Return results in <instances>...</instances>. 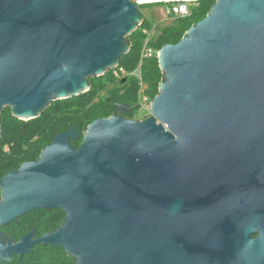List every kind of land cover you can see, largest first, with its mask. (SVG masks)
<instances>
[{"label": "water", "instance_id": "95a60500", "mask_svg": "<svg viewBox=\"0 0 264 264\" xmlns=\"http://www.w3.org/2000/svg\"><path fill=\"white\" fill-rule=\"evenodd\" d=\"M137 7L0 0V136L5 106L37 119L119 67ZM158 59L153 117L98 119L79 148L72 127L2 178L0 226L37 209L66 217L0 243V260L45 245L76 264H264V0H217Z\"/></svg>", "mask_w": 264, "mask_h": 264}, {"label": "trees", "instance_id": "16d2710c", "mask_svg": "<svg viewBox=\"0 0 264 264\" xmlns=\"http://www.w3.org/2000/svg\"><path fill=\"white\" fill-rule=\"evenodd\" d=\"M216 2L217 0H199L190 16L175 19L170 25L161 28L150 40L148 46L155 51H160L166 45L179 43L193 26L207 17ZM163 4L165 5L162 2L147 6ZM152 27V23L145 19L142 29L136 30L128 38L131 50L120 59L119 68L124 69L129 75L135 72L141 63L147 39L143 30H151ZM141 74L142 81L147 86L144 94L154 101L165 78L157 56L143 60ZM89 84L91 87L89 92L66 100L54 101L40 117L31 121L15 118L9 108L2 111L0 184L5 175L18 170L24 163L37 161L42 151L52 143L56 136L68 132L72 127L79 132V138L71 139L70 143L73 147L79 148L88 126L98 119L111 117L117 105L127 107L129 110L126 116L134 120L141 90V82L137 78H129L128 83H125L124 79L119 80L113 72H110L98 78H90ZM108 84L112 86L109 96L103 101L95 102L96 97L106 90ZM1 198L0 189V200ZM65 217L66 212L60 208L37 209L11 223L0 226V230L15 241H20L36 229L35 238H40L58 229L64 223ZM3 264H76V259L68 255L62 247L38 245L32 249L31 253L23 257L15 255Z\"/></svg>", "mask_w": 264, "mask_h": 264}, {"label": "rangeland", "instance_id": "374dc122", "mask_svg": "<svg viewBox=\"0 0 264 264\" xmlns=\"http://www.w3.org/2000/svg\"><path fill=\"white\" fill-rule=\"evenodd\" d=\"M133 4H136L137 10L141 15V21L140 23L137 25V30L142 29V25L144 23V20L147 19L149 20L153 27L151 30H143L144 31H148V35L149 39H153L155 37V35L161 30V28H164L168 25H170L175 19H167L165 18V16L162 13V9L165 8L166 6L163 5H155V6H147L148 4H139L138 1L136 0H131ZM198 2L195 1L194 4L198 5ZM150 5V4H149ZM154 5V4H152ZM129 37H127L126 39L128 40ZM113 72L114 75L115 73L120 74V70L115 67L112 70H109L106 74ZM105 74V75H106ZM128 77V78H127ZM139 78L140 77V72H138V69L133 72L132 74L128 75H122L120 74V77H117L119 80L120 79H124V82L128 83V79L130 78ZM92 78V77H90ZM93 78H98V77H93ZM112 88V86H110L109 84L107 85V88L105 91H103L98 97H96L95 102L98 101H103L105 100L109 94H110V89ZM147 86L142 83L141 85V90L139 93V97H138V110L135 113L134 116V120L136 121H145L151 117H153V111L151 110V103L153 102L150 98L146 97V95L144 94L145 90H146ZM9 108L11 109V107L9 106H5L4 109ZM6 150H8V148H6Z\"/></svg>", "mask_w": 264, "mask_h": 264}, {"label": "built area", "instance_id": "2783aa9c", "mask_svg": "<svg viewBox=\"0 0 264 264\" xmlns=\"http://www.w3.org/2000/svg\"><path fill=\"white\" fill-rule=\"evenodd\" d=\"M198 2V1H196ZM195 2H170V3H165V8L162 9V13L165 16V18L169 19H179V18H185L191 15L193 7L196 6L194 4ZM144 34L148 35V31H144ZM150 39L149 36L146 39L144 48H143V53H142V59L141 63L139 64L138 67V72H140V77L138 80L141 82V85L143 83L142 81V74H141V69L143 65V60L145 58H152L154 56L159 57V51H155L151 49L149 45ZM120 70V74L122 75H129L124 69L117 67ZM120 74L115 73L116 77H120Z\"/></svg>", "mask_w": 264, "mask_h": 264}, {"label": "flooded vegetation", "instance_id": "af4514ba", "mask_svg": "<svg viewBox=\"0 0 264 264\" xmlns=\"http://www.w3.org/2000/svg\"><path fill=\"white\" fill-rule=\"evenodd\" d=\"M129 109L127 107H125L124 105H117L116 107V111L115 113L112 115V116H118V117H123V118H127L129 119L127 116H126V112L128 111ZM36 230V229H34ZM36 234V233H35ZM12 242V243H16L18 241H15L12 237H9L7 236V234L3 231V230H0V243H4L5 245H7L9 242ZM6 261V260H5ZM5 261H2L0 260V264H3Z\"/></svg>", "mask_w": 264, "mask_h": 264}, {"label": "bare ground", "instance_id": "6f19581e", "mask_svg": "<svg viewBox=\"0 0 264 264\" xmlns=\"http://www.w3.org/2000/svg\"><path fill=\"white\" fill-rule=\"evenodd\" d=\"M198 0H138L139 4H153V3H170V2H195ZM29 117H26L23 119H28Z\"/></svg>", "mask_w": 264, "mask_h": 264}]
</instances>
